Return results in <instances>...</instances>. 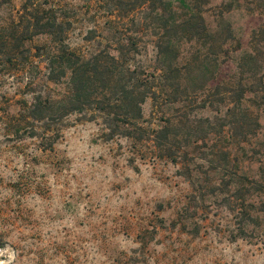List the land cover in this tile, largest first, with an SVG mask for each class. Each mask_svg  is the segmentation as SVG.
<instances>
[{
	"label": "rangeland",
	"instance_id": "374dc122",
	"mask_svg": "<svg viewBox=\"0 0 264 264\" xmlns=\"http://www.w3.org/2000/svg\"><path fill=\"white\" fill-rule=\"evenodd\" d=\"M149 1L146 8L138 7L140 0H0V264H264V191L244 196L253 217L245 225L239 206L229 211L235 187L209 195L218 174L209 172L200 153L194 155L203 190L194 197L179 165L158 158L151 142L107 139L104 120L93 110L58 122L50 150L29 129L16 130L35 95L55 92L41 48L53 43L35 35L36 20L61 23L64 44L86 58L111 43L109 24L123 36L137 33L135 62L151 71L157 66L153 32L161 21L150 9L172 0ZM190 1L201 7L210 37L178 45V66L193 65L182 72L181 87L189 92L211 80L183 104L153 107L147 99L142 125L157 128L186 106L190 140L205 132H212L210 141L228 138L230 172L264 185L263 99L253 101L248 92L241 108L246 118L224 134L217 126L226 103L201 105L216 85L241 82L254 92L258 79L264 84V0ZM171 8L180 17L187 13L177 2ZM246 185L253 192L250 181Z\"/></svg>",
	"mask_w": 264,
	"mask_h": 264
},
{
	"label": "trees",
	"instance_id": "16d2710c",
	"mask_svg": "<svg viewBox=\"0 0 264 264\" xmlns=\"http://www.w3.org/2000/svg\"><path fill=\"white\" fill-rule=\"evenodd\" d=\"M170 2L162 3L160 8L150 9L151 13L156 14L154 19L161 21L157 32H153L157 66L151 71L142 69L135 62V56L139 52L137 42L140 39L137 33L123 36L118 28L109 24L108 30L113 32L112 44L106 43L101 50L86 58L64 44L61 23L49 19L36 20L35 27H38V30L35 35H47L53 43L48 50L44 46L41 48L44 49L47 61L46 79L48 83L54 85L55 92L35 95L32 103L26 107L27 114L23 116L21 114L22 118L19 121H22V124H19L16 130L19 132L29 129L28 135L39 137L41 142L46 144V149L50 150L59 137V133L54 130L58 122L70 114L93 110L104 120L107 139L119 136L140 146L151 142L153 152L158 158L179 165L180 175L191 183L194 197H196L195 193L203 190L199 178L201 166L196 163L198 158L194 155L200 153L203 157L199 159L209 164V172L218 174L217 178L209 183L211 188L209 195H213L215 190L221 193L225 190L220 189L229 191L231 187H235L232 190L235 203L233 206L230 204L229 211L239 206L237 207L239 211H244V224L247 225L253 221V217L247 212L248 210H245L244 196L263 192L264 185L230 172V164L234 161L230 160L226 148L229 143L228 138L222 141L218 136V141L223 142V148H218V141H210L208 137L212 132H205L202 138L190 140L193 128L188 113L184 112L186 106L177 110L175 115L162 119V124L157 125V128L142 125V105L147 99L152 101L153 107L183 104L186 99H196L201 95L206 89L207 82L211 80L208 78L198 82L189 92L181 87L182 72L189 70L193 65L189 63L178 66V45L182 41L198 43L207 40L210 35L202 17L201 7L190 5V0ZM174 2L185 8L188 14L180 17L175 11L171 12ZM149 4V0H140L137 5L149 8ZM165 11H170L167 16ZM228 39L229 37L226 38ZM194 60L193 63L196 64L198 58L195 57ZM215 61L214 63H217ZM200 62L203 64L205 61ZM200 66L205 72L209 71L207 66ZM256 84L259 89L253 90L254 92L250 86L239 82L236 88L216 85L207 93L208 100L203 99L201 105H206V102L211 104L213 101L227 105L224 115L219 118L221 124L217 126L218 133L224 134L225 127H234L239 120L246 118L241 108L248 92L254 93L253 101L254 98L264 101V84L261 79H258ZM197 123L200 125L209 121L198 120ZM25 124L30 125L27 126L28 128H23ZM36 125H39V130L36 129ZM258 126L255 121V127ZM204 174L208 175V172ZM248 181L253 192L249 191L246 185ZM203 197L204 195L199 196L201 199ZM237 201L240 204H237ZM241 232L245 233L244 228H241Z\"/></svg>",
	"mask_w": 264,
	"mask_h": 264
}]
</instances>
